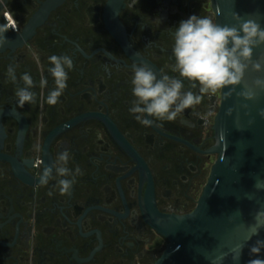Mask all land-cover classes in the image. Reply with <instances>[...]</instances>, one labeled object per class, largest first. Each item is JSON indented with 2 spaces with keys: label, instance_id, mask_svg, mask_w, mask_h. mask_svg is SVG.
<instances>
[{
  "label": "flooded vegetation",
  "instance_id": "1",
  "mask_svg": "<svg viewBox=\"0 0 264 264\" xmlns=\"http://www.w3.org/2000/svg\"><path fill=\"white\" fill-rule=\"evenodd\" d=\"M6 11L18 30L0 47V264H154L166 244L158 215L191 212L216 159L222 89L145 126L129 112L133 65L200 94L172 71L173 33L193 14L215 21L211 0H0V24ZM52 55L73 60L56 105L45 102ZM26 72L36 102L19 107ZM65 148L80 173L62 195L71 176L39 177Z\"/></svg>",
  "mask_w": 264,
  "mask_h": 264
},
{
  "label": "water",
  "instance_id": "2",
  "mask_svg": "<svg viewBox=\"0 0 264 264\" xmlns=\"http://www.w3.org/2000/svg\"><path fill=\"white\" fill-rule=\"evenodd\" d=\"M211 5L221 25L236 24L233 16L239 14L264 28V0H211ZM261 57L264 44L253 48V61ZM257 79L264 80V71L249 66L240 84L222 88L215 120L216 159L191 212L158 215L154 226L166 244L154 264H236L232 254L238 246L243 247L238 264L255 258L249 248L264 240V216L258 217L264 213V87L255 84ZM258 223L259 234L252 235Z\"/></svg>",
  "mask_w": 264,
  "mask_h": 264
},
{
  "label": "clouds",
  "instance_id": "3",
  "mask_svg": "<svg viewBox=\"0 0 264 264\" xmlns=\"http://www.w3.org/2000/svg\"><path fill=\"white\" fill-rule=\"evenodd\" d=\"M233 19L236 24L221 25L215 22L210 15L193 14L179 21L175 27L172 47L175 64L172 71L191 82L192 88H196L198 84L200 94L182 91L184 87L182 79L169 75H162L158 78L149 65H133L131 83L135 99L131 103L129 112L135 114L137 121L145 126L153 123V120L148 117L173 121L185 109L199 105L204 94H215L222 88L240 84L249 66L256 72L264 71V57L258 61L252 59L253 48L264 44V28L256 20L245 19L239 14H234ZM4 21L0 24V47L10 43L6 33L10 30L14 32L18 30L10 11L4 12ZM34 59L39 64L38 56ZM48 59L53 65L48 72L54 78V88L47 94L45 102L48 105H56L67 88V70L73 68V60L68 55H52ZM8 77L13 82L17 81L15 68L12 66L8 68ZM20 79L23 81V86L15 91L18 106L23 107L26 103H35L36 93L31 90L35 86L32 76L26 72ZM47 84V79L42 75L39 82L40 88H46ZM255 84L264 87V80L257 79ZM242 95L251 98L252 93L245 92ZM36 149L39 150L38 144ZM69 159L70 152L65 148L59 153L52 166H44L39 177V184L47 185L55 170L59 177H72V179H59L57 184L62 195L69 194L75 183V174L80 173L79 168L74 174L67 167ZM256 186L260 187L261 183L257 181ZM259 216H264V213L258 214ZM260 226L258 223L254 227L252 235L259 234ZM238 247L239 251L233 250L232 254V259L236 264L243 251L242 246ZM262 248H264V240H256L255 244L249 248L250 257L255 258H250L247 264H264V259L260 258ZM217 259L222 260L223 256Z\"/></svg>",
  "mask_w": 264,
  "mask_h": 264
}]
</instances>
